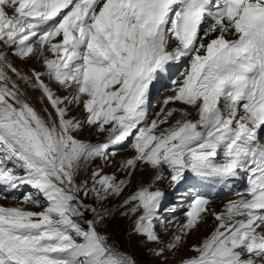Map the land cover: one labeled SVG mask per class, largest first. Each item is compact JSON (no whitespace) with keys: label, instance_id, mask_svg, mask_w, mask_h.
I'll return each instance as SVG.
<instances>
[{"label":"snow or ice","instance_id":"6c2138e0","mask_svg":"<svg viewBox=\"0 0 264 264\" xmlns=\"http://www.w3.org/2000/svg\"><path fill=\"white\" fill-rule=\"evenodd\" d=\"M0 44L20 58H44L47 71L33 73V86L56 113L46 119L22 98L8 70L21 73L0 51V186L30 185L46 202L29 194L19 203L41 211L0 205V264H137L109 245L100 231L105 215L81 193L103 205L121 196L144 165L156 170L157 181L167 167L173 186L188 172L220 185L246 175L248 187L238 194L247 198L213 213L215 230L180 264H264V144L258 136L264 132V0H0ZM182 58L189 66L172 79L175 95L165 106L179 101L187 107L162 108L148 123L150 86ZM43 75L69 94L58 96ZM70 104L82 105L86 118L69 116ZM189 109L198 119H189ZM175 113L180 118L162 128ZM84 124L108 139H78ZM126 141L134 155L120 167L129 179L98 167L90 185L78 182L90 161L108 163ZM153 187L141 186L125 199L122 207H131L121 215L135 216L134 233L160 244L165 194ZM209 204L192 193L180 234L153 255L167 260L166 252L178 250ZM87 211L96 216L84 219Z\"/></svg>","mask_w":264,"mask_h":264},{"label":"bare ground","instance_id":"6f19581e","mask_svg":"<svg viewBox=\"0 0 264 264\" xmlns=\"http://www.w3.org/2000/svg\"><path fill=\"white\" fill-rule=\"evenodd\" d=\"M51 23V22H49ZM216 34H213L209 38H215ZM227 38H231L230 36ZM55 42V41H54ZM0 51H5L8 53V60L13 64L15 68L21 73V77H28V80L22 79L21 77H17L15 73L8 70V75L12 78V80L18 85L20 92L22 93V98L26 99L41 115H43L46 119H56V113L47 98L44 96L42 90L39 87H34L35 84L34 72H40L44 73L46 72V68L44 66V58L40 57L39 55H33L29 58H27L25 61L14 55V49L5 47L3 44H0ZM46 56L48 58H53L51 52H46ZM189 66V62L187 58H182L179 62L171 65V72L174 73L170 76V78L167 75H163L161 78H159L157 81H154L153 85L150 86L149 90V97L148 100L150 101L151 95L153 94L154 90L157 89V86L159 85V82L164 80L165 83L169 82L171 87L174 86L171 84V79L175 78L179 75L181 71H183L184 68ZM41 79L49 85L50 88L58 95V96H67L68 91L62 89L55 81L50 80V78L47 75H43ZM160 91H158L159 93ZM157 93V94H158ZM175 95V92H168L167 96L164 97L163 101H161L160 105L161 107H157V111L155 110L153 119H150L148 123H151L152 120L157 119L156 113H160L161 109L164 108L165 111L170 108H185L186 105H183L179 101H176L174 103H169L167 106H165V99L168 97H171ZM72 105H68L70 112L69 116L76 118V112L72 110ZM80 108V112L78 115V120H84L87 116V113L83 110V106H78ZM152 107V106H151ZM46 109V111H45ZM191 115L189 116V119H198V116L196 114V111L194 109H189ZM151 112V108H150ZM51 114V115H49ZM180 114L175 113L172 120L169 121V124L161 125V127H169L172 123H174L175 119H179ZM89 125L84 124L81 130L76 133L78 139H82L83 141L88 139V135L95 133V131L98 133L99 137L104 138L105 136H108L109 134L107 132H98L95 127H88ZM109 127V126H106ZM89 128V129H88ZM95 135V134H94ZM259 141H264V133L260 136ZM127 142V141H126ZM261 143V142H260ZM121 147V145L119 146ZM118 150V149H117ZM134 155L133 150L127 153H118L115 157H111L109 159L108 163H105V171L103 174L112 175H122L123 169L120 167L121 161L131 157ZM222 159V154L220 156ZM99 167V166H98ZM117 169V170H116ZM147 169V171H146ZM117 171V172H116ZM20 173V172H19ZM23 175V174H22ZM156 170L150 169L147 165H144L142 167H139L131 176V185L129 190L126 192V190L122 193V201H124L127 196H129L132 192L135 190H138L141 186H148L150 184L154 185L152 190L159 189L162 192L164 190V198L162 201L166 199L167 196L170 197L172 200V197L176 195H180L182 197L181 202H184L183 208L187 209V204L190 202L192 193V188L196 187L199 189L198 193L205 195L210 200V204L208 205L209 211L204 214L205 219L199 224L197 229H194L191 233H189L187 236L184 237L183 243L181 247L176 251L169 252L168 257H172L171 260H165L162 264H180V261L182 258L195 256L196 253L191 251V247L193 245H199L203 242L205 238L210 236V234L215 230L218 221L215 220V217L213 213H221L224 211L225 206L228 204L229 201H238L244 197H247L246 195H240L244 194L245 192L235 190L230 185L232 184V181H230V190L229 193L223 194L221 196V187L225 185L215 184L212 181L208 180H201L199 177H196L191 172L186 173V179L182 181L179 185L173 186V183L170 180V170L167 167H164L163 169V179L157 181L155 180ZM243 180L245 178V175L241 177ZM129 179L128 176H126L125 180ZM237 180V179H236ZM32 188L30 185H21L17 189H9L7 187L0 186V192H2L3 189L9 190V193H3L0 194V205H3L5 207H12V206H20L24 207L26 209L35 211L37 209V206H34L32 204H22L17 202V198L19 196H22L21 193L24 190ZM33 189V188H32ZM130 192V193H129ZM240 193V194H238ZM174 195V196H173ZM4 197H7L5 199ZM38 197L41 201L38 194H36L35 198ZM224 197V198H223ZM42 199L43 196L41 197ZM161 201V202H162ZM42 206H46V204L41 201ZM131 206V205H130ZM41 208V207H40ZM184 215V214H183ZM182 215V216H183ZM180 217V216H179ZM162 222L167 223V221L173 222L175 221L176 224H180V227L186 222L187 217L184 216L181 219H173L171 220V215L163 214L161 215ZM162 226V225H161ZM167 225H165L166 227ZM180 227L176 228L174 227L175 231L178 232L177 235L180 234ZM169 236V235H168ZM171 236V235H170ZM140 237L141 246L149 247L150 251L152 252L154 249H158V247H164V242L160 244L156 243H149L146 242L144 237ZM168 238V237H167ZM173 238V237H172ZM174 253V255H173ZM171 254L173 256H171ZM160 259L164 260V258L159 257Z\"/></svg>","mask_w":264,"mask_h":264},{"label":"rangeland","instance_id":"374dc122","mask_svg":"<svg viewBox=\"0 0 264 264\" xmlns=\"http://www.w3.org/2000/svg\"><path fill=\"white\" fill-rule=\"evenodd\" d=\"M22 59L25 61L27 58L26 59L22 58ZM166 92H167L166 90H162L156 96V98L153 102V105L151 107V112H149V114H148V118H149L148 121H150V119H153V116H154L155 110L158 107V104H159V107H161L160 103H161V101H163L164 97L167 96ZM72 110L74 112H76V118H78L77 114L81 113L80 108L78 106H76L75 104H73ZM157 114H158V112L156 113V115ZM88 127H95V126H88ZM107 137L105 136L104 138H101V137H99L98 133L95 131V133L88 135V139L85 141L90 142L92 144H98V143L105 142L108 139ZM80 140H82V139H80ZM121 147H122L121 149L117 150V154L118 153H127V152H130L132 150L134 152V149H132L130 143L127 144V146L125 145V146H121ZM98 166L103 168V170L105 171L106 168H105V161L104 160L97 159L94 161H90L88 163V165L86 166V168L81 171V173L78 177V182H82L83 180L87 179L89 181V185H90L91 184L90 177H91L92 173L98 168ZM146 171H147V169H146ZM122 172H123L122 175H117V180H125L126 176H128L124 170ZM19 174L22 175L21 173H19ZM129 188L126 189V192L129 190ZM135 191H137V190H135ZM161 191H162V189H161ZM35 192H37V190L34 192H31V193L33 194ZM134 192H132L130 195H132ZM163 192H164V190H163ZM129 196H127V198ZM179 197H181V196L176 195V196L172 197V200H171L170 197L167 196L166 199L161 202V205L164 202L165 203H171L174 201V203L166 206L163 209H161L160 215H163V214L169 215L170 214L169 210L176 209L177 208L176 201L178 199L175 200V198H179ZM81 199L84 201V203L86 205H89L91 207H95L97 209V212L105 215V217H106L105 223L102 226H100V231L102 234H105L109 237L108 243L111 247H113L115 250H117L119 252L126 253V254L130 255L132 258H134L137 261V264H162V263H164L165 259L162 260L159 257H156L155 255H153V251L151 252L149 247L143 248L141 246L140 237L138 235H136L133 231V223H134V220L136 219V217L135 216H127L126 217V216L121 215L122 212H126L128 210V207H131L130 205L127 207H122L123 202H124V201H122V199H123L122 196L110 197L107 201H105L103 203V205H101V202L96 200L94 197H92V196L84 197L82 193H81ZM44 203H45V201H44ZM181 203L184 204L183 201ZM42 204H43V202H42ZM41 210H42V207L41 208L37 207V209L35 211H41ZM186 212H187V209L181 207L180 211H177L175 213L172 212L170 214L171 220L181 219L182 217L185 216ZM95 216H96V213H93L91 211H87V212H85L84 219H93ZM81 223H83V221H81ZM165 225H167V226L165 227ZM175 226H176V228H179L180 224H176L175 221L170 222V223H169V221H167V223H163V222L157 223V231L161 236V240L164 242V246L167 245L168 243L172 242V240H173L172 237H174L175 235L178 234V232L175 231V229H174ZM79 241L83 242L81 239H78L77 242H79ZM159 248H160V246L158 247V249ZM169 252H171V251L166 252V256H167L168 261L172 259V257L169 258L167 255V254H169ZM173 255H174V253H173ZM173 255L171 254V256H173Z\"/></svg>","mask_w":264,"mask_h":264}]
</instances>
